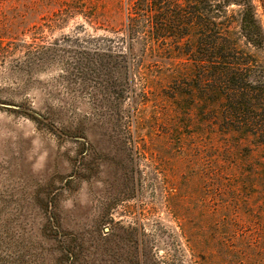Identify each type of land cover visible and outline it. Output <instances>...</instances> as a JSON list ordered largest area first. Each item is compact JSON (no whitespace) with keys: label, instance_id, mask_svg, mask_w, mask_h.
<instances>
[{"label":"rangeland","instance_id":"rangeland-1","mask_svg":"<svg viewBox=\"0 0 264 264\" xmlns=\"http://www.w3.org/2000/svg\"><path fill=\"white\" fill-rule=\"evenodd\" d=\"M135 1L0 0V264H264L262 147L204 113L191 57L145 34L127 88L88 54Z\"/></svg>","mask_w":264,"mask_h":264},{"label":"trees","instance_id":"trees-1","mask_svg":"<svg viewBox=\"0 0 264 264\" xmlns=\"http://www.w3.org/2000/svg\"><path fill=\"white\" fill-rule=\"evenodd\" d=\"M261 2L264 9V0ZM232 6L238 11L231 10ZM148 33L153 36L149 48L166 46L175 56H189L195 62V85H189L202 91L206 106L218 102L220 130L255 143L264 153V62L248 50L264 51V25L255 1L136 0L122 43L108 39V45L95 46L88 54L125 55L126 73L130 74L127 88L131 87L130 55H136L138 43L146 46L144 36ZM192 33L197 36L188 40L163 38L183 39ZM206 110L208 114V106ZM211 113L205 122L217 118L215 108Z\"/></svg>","mask_w":264,"mask_h":264}]
</instances>
